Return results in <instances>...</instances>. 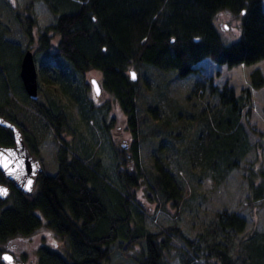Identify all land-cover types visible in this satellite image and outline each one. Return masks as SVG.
Here are the masks:
<instances>
[{
  "label": "trees",
  "instance_id": "trees-1",
  "mask_svg": "<svg viewBox=\"0 0 264 264\" xmlns=\"http://www.w3.org/2000/svg\"><path fill=\"white\" fill-rule=\"evenodd\" d=\"M33 1L25 4L23 15L15 12L29 41L35 25L28 13ZM41 1L54 19L37 32L36 51L47 54L52 36L57 37V43L56 60L45 59L37 66L38 92L43 85L57 84L77 105L82 118L89 119L94 107L82 77L89 69L98 70L102 89L111 94L126 116L132 138L129 160L134 171L119 168L126 164L124 150L114 152L118 160L112 175L85 143L69 146L62 141L56 171L38 172L30 190L16 187L0 170V183L8 186L7 194L0 197V241L29 234L44 220L65 239V254L41 245L36 264H103L115 242H125V247L141 245L135 264H170L163 254L165 248L175 246V238L180 242L176 245L180 264H264V231L234 241L246 225L236 211L217 212L197 240L184 235L175 223L151 231L144 225L130 189L144 173L139 145L147 134L156 132H141L140 128L143 117L138 114L137 99L146 81L143 71L150 66L173 70L183 77L199 70L196 64L206 57L228 66L264 59L263 0ZM223 10L239 15V36L230 42L223 40L214 22L215 15ZM8 32L0 22V118L14 128L0 122V144H13L19 133L29 151L37 154L47 128L61 138L69 118L53 95H45L44 101L27 95L19 66L24 50L29 48L21 50L18 42L5 37ZM131 69L136 80L130 79ZM263 83L264 75L258 68L251 70L250 85L239 93L230 84L217 86L209 80L207 86L218 98L217 107L191 115L198 122L203 117L207 124L208 137L201 138V131L196 137L198 153L207 168L227 171L244 158L249 146L242 117L247 119L253 108L251 88ZM147 109L154 117L160 112L157 105ZM150 175L151 190L155 189L164 202L178 206L182 199L180 182L157 156ZM250 190L253 198L264 193V169L256 185L250 182ZM0 264L5 262L0 259Z\"/></svg>",
  "mask_w": 264,
  "mask_h": 264
},
{
  "label": "rangeland",
  "instance_id": "rangeland-1",
  "mask_svg": "<svg viewBox=\"0 0 264 264\" xmlns=\"http://www.w3.org/2000/svg\"><path fill=\"white\" fill-rule=\"evenodd\" d=\"M28 1L0 0V22L9 30L5 37L18 42L21 50L31 49L37 66L45 59L54 62L56 36L51 37L47 54L36 51L37 32L53 21L54 15L43 1H33L32 9L28 13L34 17L35 25L32 27V40L29 41L21 23L15 17V12L23 15V8ZM214 22L224 41L230 42L239 36L238 14L226 10L219 11L214 17ZM196 68L199 70L183 77H178L173 70L162 71L150 66L143 71L146 81L143 82L137 99L138 114L143 117L140 128L141 132H149L151 129L156 132L154 131L153 135L147 134L139 145L140 166L144 173L137 186L130 189L138 206L136 209L142 214L144 225L151 231H159L175 223L184 235L197 240L217 212L236 211L246 220L244 230L234 237V241H237L240 236L264 231V193L253 198L250 190V182L256 185L259 182L260 170L264 169V83L259 88H251L253 108L247 119L242 117L249 148L239 164L227 171L222 168L217 172L203 163L197 150L196 137L199 131L202 133L201 138L208 137L207 124L203 117L198 122L197 118H192L191 115L199 116L203 109L217 107L218 98L209 92L207 86L209 80L217 86L230 84L235 92L239 93L242 87L250 85L251 70L258 68L264 75V59L228 66L206 57L196 64ZM91 78L101 80V73L96 69H89L82 77L87 83V97L94 107L89 119L82 118L77 105L57 84L43 85V90L38 92L39 99L43 101L45 95H53L69 118V125L61 133V138L56 137L51 128H47L40 140L38 152L34 155L40 162V170L47 173L56 171L58 149L62 142H66L69 146L85 143L90 152L100 156L112 175L116 167L114 162L118 160L114 152L124 150L127 154V157H124L126 164H118L119 168L134 171V165L129 160L128 148L132 138L127 128L126 116L109 92L102 89L99 95L94 94ZM15 99L18 100L16 97ZM153 105L160 109L155 117L147 109ZM70 152L72 153V150ZM156 156L180 182L182 199L178 206H174L170 201L164 202L156 190H151L148 185ZM173 243L175 246L164 249L163 257L170 264H180L176 248L180 242L175 238ZM10 245L16 250L13 251ZM41 245L65 254V239L49 228L43 220L42 224L29 234H16L1 240L0 259L2 252L9 251L14 260L5 264H36V251ZM125 245V242L111 244L110 256L103 264H135L134 260L139 256L141 245ZM200 260L204 261V258Z\"/></svg>",
  "mask_w": 264,
  "mask_h": 264
},
{
  "label": "water",
  "instance_id": "water-1",
  "mask_svg": "<svg viewBox=\"0 0 264 264\" xmlns=\"http://www.w3.org/2000/svg\"><path fill=\"white\" fill-rule=\"evenodd\" d=\"M129 74L131 80H136L137 75L133 69L129 71ZM133 76L135 78H133ZM19 77L27 95L31 99H37V65L34 60L33 52L30 49L24 50L22 54L19 66ZM90 83L94 94L99 95L102 91L100 81L96 78H91ZM0 122L10 128H14L13 125L2 121L1 118ZM38 168L39 164L32 157L19 133L13 145L0 144V170L16 187L23 190H30L33 187L34 177ZM7 192L8 186L0 183V197H4ZM1 258L5 262H11L13 256L10 252L5 251L1 253Z\"/></svg>",
  "mask_w": 264,
  "mask_h": 264
},
{
  "label": "flooded vegetation",
  "instance_id": "flooded-vegetation-1",
  "mask_svg": "<svg viewBox=\"0 0 264 264\" xmlns=\"http://www.w3.org/2000/svg\"><path fill=\"white\" fill-rule=\"evenodd\" d=\"M16 136H17V133H16ZM14 144V143H13ZM13 144H11V145H13ZM28 148V147H27ZM29 150V149H28ZM30 152V151H29ZM31 153V152H30ZM31 155H32V157L34 158V160L39 164V168H38V171H37V173L38 172H40V171H42V170H40V162H39V160H38V158L36 157V156H34L35 154H32L31 153ZM37 173H36V175H37ZM35 175V176H36ZM34 179H35V177H34ZM10 248L11 249H13V251L14 250H16V248L13 246V245H10ZM9 252V251H8ZM12 256H13V254H12ZM1 260H2V258H1ZM14 260V256H13V259H12V261ZM4 261V260H3ZM5 262V261H4Z\"/></svg>",
  "mask_w": 264,
  "mask_h": 264
},
{
  "label": "snow or ice",
  "instance_id": "snow-or-ice-1",
  "mask_svg": "<svg viewBox=\"0 0 264 264\" xmlns=\"http://www.w3.org/2000/svg\"><path fill=\"white\" fill-rule=\"evenodd\" d=\"M133 78H135V77L133 76Z\"/></svg>",
  "mask_w": 264,
  "mask_h": 264
}]
</instances>
